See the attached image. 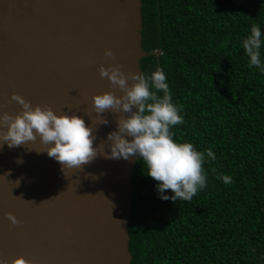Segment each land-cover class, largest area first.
Instances as JSON below:
<instances>
[{"label": "water", "instance_id": "1", "mask_svg": "<svg viewBox=\"0 0 264 264\" xmlns=\"http://www.w3.org/2000/svg\"><path fill=\"white\" fill-rule=\"evenodd\" d=\"M142 6V0H0V112L21 111L15 92L33 107L81 116L96 128L93 146L103 142L110 151L102 140L128 114L107 109L99 115L109 123L98 124L92 98L106 91L122 95L100 75L101 65L142 73V58L151 54L143 46ZM44 147L37 139L0 150V259L132 264L128 227L138 156L113 159L101 152L63 171Z\"/></svg>", "mask_w": 264, "mask_h": 264}, {"label": "trees", "instance_id": "2", "mask_svg": "<svg viewBox=\"0 0 264 264\" xmlns=\"http://www.w3.org/2000/svg\"><path fill=\"white\" fill-rule=\"evenodd\" d=\"M142 1V73L162 68L182 106L173 138L217 159L203 164L206 186L174 202L138 157L132 264H264V71L242 47L253 25L264 33V0Z\"/></svg>", "mask_w": 264, "mask_h": 264}, {"label": "clouds", "instance_id": "3", "mask_svg": "<svg viewBox=\"0 0 264 264\" xmlns=\"http://www.w3.org/2000/svg\"><path fill=\"white\" fill-rule=\"evenodd\" d=\"M262 46L264 33L259 25H253L250 34L242 41V47L249 58V67L256 66L264 71ZM104 55L113 57L114 53L111 49H105ZM99 73L108 78L111 86H118L122 95L117 96L111 91L94 94L92 99L97 123H109L99 115L107 109L128 114L120 116L116 121V130L109 132L106 140H102L108 142L110 151H104L103 142L93 146L96 128L86 125L81 116L68 113L58 115L47 105L33 107L30 101L15 92L12 99L21 105V111L15 115L0 112V150L5 143L11 148L39 139L45 146L43 151L60 162L63 171L65 168L83 167L101 152L105 158L113 159H128L135 155L147 166V175L157 181L155 187L161 199L190 201L198 190L206 186L203 164L217 157L211 148L201 152L191 142H179L173 138L171 127L182 124L184 117L181 114L182 106L173 102L163 69L157 68L148 76L143 73L126 75L120 65L109 64L107 67L101 65ZM129 79L133 81L130 85L127 82ZM17 163H22V157L17 158ZM90 175L96 178L95 174ZM220 178L225 184L232 182L230 175L224 174ZM16 181L18 185L20 180ZM169 189L171 196L165 192ZM5 216L13 225L19 223L13 213L6 212ZM0 264L34 262L16 257L11 262L0 259Z\"/></svg>", "mask_w": 264, "mask_h": 264}]
</instances>
